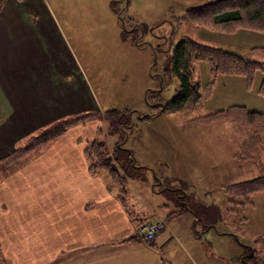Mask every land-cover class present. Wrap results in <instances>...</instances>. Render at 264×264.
<instances>
[{
    "label": "crops",
    "instance_id": "0c3cea01",
    "mask_svg": "<svg viewBox=\"0 0 264 264\" xmlns=\"http://www.w3.org/2000/svg\"><path fill=\"white\" fill-rule=\"evenodd\" d=\"M21 1L0 0V258L3 264H230L228 258L231 259L235 247L238 254L242 253L233 220L222 219L219 223L215 220L204 225L197 215L191 214L189 203H184L182 197H177L175 203L187 204L185 212L168 218L178 212L170 196L175 197L178 192H168L167 181L175 185L187 181L180 176L161 175L154 166V163L173 165V157L180 158L177 143L169 137L157 162L147 163L143 161L148 160L145 156H137V163L141 160V167L145 168V179L127 180L125 202L120 189L104 173L92 176L89 172L84 152L104 125L101 121H89L69 130L49 149L29 158L16 170L8 167L16 144L37 129L61 118L95 110L85 105L72 72L71 76L67 74V57L61 56L59 61L53 53L57 46L50 45L47 37L54 33L41 27L19 25L24 23L25 16L31 24L30 11L36 9L35 5L26 7ZM66 48L72 66L76 62L73 49L69 45ZM56 61L61 67L63 63L59 73ZM145 68L151 81L143 82L142 102L153 89L154 80L152 63ZM75 89L79 90L78 107ZM232 106L264 112L249 104ZM261 107L264 109V101ZM136 110L138 113L143 109ZM168 116L159 114L150 121V127H154L157 119ZM227 127L225 130L231 131L232 125ZM225 143L233 147L230 161L221 158L220 167L237 161L235 149L242 146L228 140ZM137 150L133 148L134 154ZM219 178L220 184L197 185L201 193H197L196 206L219 204L220 212L226 216L234 211L226 192L237 182L221 174ZM212 191L216 194L214 199L209 198ZM217 194L222 198L218 199ZM158 220L165 221L167 228L153 242L145 243L139 235L140 227ZM246 222L248 226L244 229L249 232L251 224L248 219ZM261 238L257 236L253 241L257 243ZM185 242L191 244L192 253L184 249ZM215 244L219 254L207 247ZM251 249L258 253L257 249Z\"/></svg>",
    "mask_w": 264,
    "mask_h": 264
},
{
    "label": "rangeland",
    "instance_id": "374dc122",
    "mask_svg": "<svg viewBox=\"0 0 264 264\" xmlns=\"http://www.w3.org/2000/svg\"><path fill=\"white\" fill-rule=\"evenodd\" d=\"M211 1L22 0L21 3L26 7L32 4V6H36V9L32 8L30 11L31 24L27 23V16H25L23 19L25 24L19 23V25L25 28L26 25L35 28L41 27L54 33L47 37L50 45L57 46L53 53L59 61L62 58L61 56L63 58L67 57V61H69L67 74L71 76L72 72L73 81L78 84L81 97L87 107L89 105V107L100 113L109 110L131 111V120L129 121L134 123V128L128 129L123 138L119 136L109 138L106 135L105 126L104 133L97 134L94 139L106 141L108 151L112 155L120 145L123 146L125 151L136 148L138 149L135 154L136 160H138L137 156L141 157L140 155H142L148 159L147 161L143 159L147 163L157 162L161 158L163 147H166L167 137L175 141L178 150L181 152L180 158L173 157V163H171L173 165L169 166L154 163L157 172H161V175L170 178L171 176L187 178L185 183L179 185L167 181L168 192L171 194L178 192L175 197L170 195L174 203L180 199L179 197H182L184 203H189L193 216H206L208 219L207 214H209L211 219L217 220L218 223L222 219L233 220L235 226L233 230L240 235L238 245L242 253L238 254L239 251L235 247L236 250L233 251L231 259L228 258L230 264H244V257L250 255L251 248L257 249L258 255L264 264V195L258 194L251 198L255 205L254 208L251 206L243 207L240 205L243 203L242 199L228 195L234 211L228 212L226 216L220 212L219 204H212L209 207L205 205L198 207V204L196 206L197 193H201L198 191L199 189L197 190V185L204 187L209 186V184L211 186L215 183L220 184V174L223 177L232 178L233 182L237 183L257 178L260 175V166H264V143L261 158L248 161L235 158L237 161H234L232 165L228 163L220 167L218 162H221V158L223 161H230L232 145L225 143L226 140L234 142V145L237 143L244 144L251 136L249 129H242L231 124V131L225 130L230 125L228 122L200 126L193 124L195 125L193 127L185 123L199 116L227 110L232 105L249 104L264 110L261 107L264 96L260 93L264 73L258 72L251 86L248 85V81L244 77H241L243 80L238 78L240 76L218 77L211 91V96L204 101L202 110H197L188 115L175 114L168 116V118L157 119L152 128L150 127V121L141 123L138 120L151 113L147 102L141 100L143 82L151 81L146 73V64L152 63V66H155L153 69L154 74L161 73V69L166 63V57L172 53L181 39L189 38L200 44L221 48L264 63V54L252 52L258 46L264 48V33L239 30L235 34H224L219 31H212L210 28L192 25L187 18V11ZM33 23L34 25H32ZM135 27L140 29L134 31ZM125 30L129 34H124ZM68 45L72 47L76 61L72 66L69 51L66 48ZM136 45L142 46L137 47ZM158 47L160 51H157L158 55L156 56L155 49ZM59 61H56L58 73L63 68V63L61 67ZM194 68L197 72L198 83L201 84L202 89H205L211 81L208 65L205 62H195ZM153 79L155 80H153V90H156L159 86L158 81L155 77ZM165 87L162 97L164 100H171L178 92L179 82L177 79L169 78ZM77 97L80 98L79 90L75 89L76 105ZM80 105H82L81 102ZM139 107L143 110L136 113V108L139 109ZM83 109L86 110V107ZM84 113H87V111H84ZM126 125L129 126L128 121ZM42 128H39L41 129L40 132L38 131L39 133L36 134L35 131L16 144L13 148V152L16 154L13 158H10L9 163L11 164L8 167L16 170L29 158L44 151L40 149L28 154L21 152L37 139V136L43 132ZM236 150L238 151V149H235L237 153ZM127 153V151L117 152L118 156L123 157L125 161ZM174 162H178V165H175ZM137 165L141 167L142 161L140 160ZM116 167L119 174L125 177L121 164H116ZM148 167L151 168L150 165ZM178 167L179 170H177ZM136 171L130 170L129 172L132 174L131 176L135 177ZM143 172H145V169H143ZM143 172L142 175L145 177ZM103 173L110 179L114 187L121 188L108 173ZM147 175L151 176L150 172ZM130 180L133 182L135 179L130 177ZM155 184L158 185L159 181ZM164 193L166 194L167 191H164ZM185 193L188 196H185ZM212 193L210 199H214L216 196L214 191ZM202 197L205 199L203 195ZM217 198L221 199L222 196L217 194ZM177 206L175 210L180 211L182 214L188 205ZM216 209L218 211H215ZM242 209H244V213ZM247 219L251 224L249 232L244 229L246 225L248 226ZM257 236L262 238L256 243L253 240ZM183 246L186 251L192 253L191 244L185 242ZM207 247L211 252L219 254L220 250L216 244ZM214 261H216V257H214ZM0 264H3L1 258Z\"/></svg>",
    "mask_w": 264,
    "mask_h": 264
},
{
    "label": "trees",
    "instance_id": "16d2710c",
    "mask_svg": "<svg viewBox=\"0 0 264 264\" xmlns=\"http://www.w3.org/2000/svg\"><path fill=\"white\" fill-rule=\"evenodd\" d=\"M187 18L193 26L210 28L212 31H219L224 34H235L239 30L264 33V0H212L207 4L187 11ZM139 29V27H135L134 31ZM124 34L129 33L125 30ZM158 50L160 51L159 47L155 49L156 56L158 55ZM252 52L263 55L264 48L257 47ZM165 62L161 73L153 75L157 79L159 86L157 87L158 89L147 92L146 102L151 113L138 119L141 123L151 121L161 113L188 115L197 110H202L204 101L211 96L215 82L220 76L244 77L247 79L248 85L251 86L255 75L258 72L264 73L263 62L251 60L221 48L206 46L189 38L181 39L172 53L166 57ZM195 62H205L209 67L211 81L205 89H202L201 84L197 81V72L194 68ZM169 78L178 80V92L173 99L164 100L162 92L165 91V84ZM160 88L162 90H159ZM260 93L264 96V81L261 85ZM130 115V110H109L104 113L95 110L58 119L49 126L43 127V132L37 136V139L21 152L28 154L40 149L45 150L69 130L94 120H99L104 124L97 134L100 133L101 135L104 133L106 126V135L109 138L116 136L123 138L128 129L134 128V123L129 121L131 120ZM127 121L129 122V126L126 125ZM217 122H228L239 128L249 129L251 136L242 144L235 158L243 161L261 158L264 137V112L251 111L245 106H231L227 110L199 116L185 123L211 125ZM40 130H37L36 134ZM118 151L128 152L126 161L123 160V157L118 156ZM126 151L120 145L112 155L108 151L106 141L93 139L88 143L84 152L90 174L96 176L103 172L108 173L121 187L120 191L124 202L128 187L127 180L130 177L145 179L141 175V172L145 168L138 167L133 149ZM15 154L13 152L12 157ZM116 164H121L125 177L119 174ZM130 170H137L135 177L131 176ZM226 193L234 198L238 197L242 199L243 203L240 205L243 207H253L254 203L251 201V198L258 194L264 195V166H260V175L257 178L234 184L227 189ZM198 207H201V205ZM215 211L218 210L216 209ZM180 215L181 212L179 211L168 218L171 219ZM207 215L208 219L206 216L198 215L197 219L203 224L207 223L211 225V222L215 220L211 219L209 214ZM243 262L244 264H263L255 250H252L250 255L244 257Z\"/></svg>",
    "mask_w": 264,
    "mask_h": 264
},
{
    "label": "built area",
    "instance_id": "2783aa9c",
    "mask_svg": "<svg viewBox=\"0 0 264 264\" xmlns=\"http://www.w3.org/2000/svg\"><path fill=\"white\" fill-rule=\"evenodd\" d=\"M166 228V222L163 220H158L156 222H151L143 225L139 229V234L145 242H151Z\"/></svg>",
    "mask_w": 264,
    "mask_h": 264
}]
</instances>
